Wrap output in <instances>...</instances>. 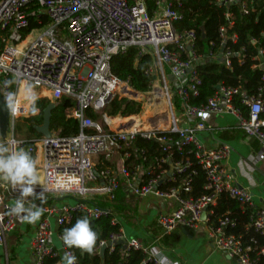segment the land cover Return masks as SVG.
<instances>
[{
	"label": "built area",
	"instance_id": "obj_1",
	"mask_svg": "<svg viewBox=\"0 0 264 264\" xmlns=\"http://www.w3.org/2000/svg\"><path fill=\"white\" fill-rule=\"evenodd\" d=\"M213 3L227 9L226 23L219 28L223 48L238 41V34L233 32L235 14L229 9L239 8L244 15L256 12L258 3L264 9V0ZM182 7V0H0V85L4 100L8 93L14 97L9 106L13 127L16 119L30 113V108L19 104L23 84L38 88V97H47L55 104L71 99L65 116L77 120L80 126L78 135L53 134L51 138L34 139L33 145L27 147V140L15 138L14 128L13 136L6 140H15L16 147L34 154L37 162L40 160L43 185L36 187L39 193L49 198L62 195L76 199L74 205L50 202L40 206L44 213L31 242L35 264L58 256L53 219L59 227H65L77 210H84L92 221L111 216L113 225L120 224L114 209L77 197L95 194L112 202L121 189L135 198L173 200L175 207L170 213L159 214L161 234L149 245L127 238L120 229L102 241L100 248L122 244L127 249L141 250L148 262L160 264L164 260V264H175L166 254L162 239L179 229L199 232L208 225L214 249L238 264H257V258L252 256L256 248L230 232L237 226L236 219L229 213L214 221L212 218L221 195L226 193L248 214L246 230H254L264 238V208L257 206L249 189L234 183L225 167L232 147L217 141L214 148H208L200 132L213 130L209 125L212 116L230 115L247 137L264 145V100L262 94L248 96L241 87L219 86L206 104L195 103L202 86L196 66L206 58L219 57L231 67L232 57H239L240 52L226 49L219 56L200 55L196 31L178 30L177 24L185 18ZM33 24L37 27L32 28ZM37 31L40 35L34 37ZM252 44L256 45L257 40L253 39ZM132 47L139 48L141 54L149 53L153 59L147 73L154 76V83L147 92L134 90L128 81L112 72L113 57ZM260 55L263 57L262 50L256 59H262ZM263 65L264 59L255 67ZM238 98L247 114L236 104ZM116 99L150 103L155 106L154 111L126 117L104 113ZM87 111L98 118L88 116ZM176 111L185 117L187 127L179 126L181 119ZM143 140L155 142L157 153L143 148ZM255 159L264 161V151ZM98 166L102 167L101 172L97 171ZM200 171L206 177L205 193L194 197V183ZM88 176L98 183L96 188L87 187ZM7 190L9 187L0 184V248L17 227V219L8 214L13 205L3 193ZM63 249L68 251L65 246Z\"/></svg>",
	"mask_w": 264,
	"mask_h": 264
},
{
	"label": "trees",
	"instance_id": "obj_2",
	"mask_svg": "<svg viewBox=\"0 0 264 264\" xmlns=\"http://www.w3.org/2000/svg\"><path fill=\"white\" fill-rule=\"evenodd\" d=\"M183 7L180 10L184 14V20L177 24L178 30H195L198 36L196 49L204 58L209 54L214 53L219 56L222 50L232 49L234 52H240V56L232 57V65L228 67L219 57L213 60L205 59L196 69L202 79L200 88V98L195 101L197 104H206L213 97L219 86L226 87H241L248 96H259L262 94L264 100V65L255 67L261 64L264 59V9L262 4H257V11L251 12L250 15H244L239 8H232L229 11L235 14V25L233 32L238 34L237 43L229 42L226 47H222L219 38V28L226 23L225 13L227 9L218 7L213 3V0H182ZM153 4L149 3V9L152 10ZM37 27L33 24L32 28ZM28 33V32H26ZM257 40V44L253 45L252 40ZM259 50L263 51L262 59L259 58ZM153 64V59L149 53L141 54L140 49L136 47L130 48L127 52L116 55L111 61L112 72L121 80L128 81L130 86L139 92L149 91L154 83V76L147 73V70ZM22 86L25 87L23 84ZM26 88V87H25ZM31 89V88H29ZM32 93L27 89L22 93V100L29 102ZM47 95V94H45ZM238 106H241L244 112L247 108L241 105V98L235 100ZM71 99H62L55 104L52 110L50 130L53 134L63 137H71L78 135L80 132L79 122L74 119H67L65 110L71 105ZM50 104L49 99L41 98L32 104L31 117L26 119L25 127L22 129L24 140H27V146L33 145L34 139H40L42 135L38 133L36 127L43 124L44 111ZM27 110L29 105L24 106ZM143 111L141 103L128 101L127 99H116L103 111L111 116H132L139 115ZM247 114V113H246ZM87 115L94 119L98 115L87 111ZM163 125V122H160ZM17 133V126L15 127ZM229 133V132H226ZM23 140V139H21ZM141 146L151 153H157L158 145L155 142L143 140ZM34 158L35 155L31 154ZM97 171L101 172L102 167L98 166ZM206 177L204 172L200 171L199 177L195 180L194 191L192 196L197 197L205 193L204 185ZM123 201V192H117L116 199L112 202L103 200L94 202L103 208H120V202ZM229 213L231 217L236 219L237 226L230 230L231 233L242 236L245 244L256 246V242L260 246H264V238L255 233L254 230L247 231L246 225L249 222L248 214L244 213L239 204L231 199L226 193H223L215 207L216 218ZM87 216L86 211L77 210L72 221L65 227H59V233H62L65 228L71 227L75 221ZM89 218V217H88ZM90 219V218H89ZM91 221L94 231L98 233L97 245L92 255L82 254L77 249H67L73 252L76 256V264H155L154 262L146 261V255L141 250L127 249L122 244H116L106 248L103 255L100 254V243L107 241L112 233H117L121 229V225H113L112 217H102L95 221ZM257 258V264H262L264 254L259 257L256 252L252 254ZM60 256L47 257L44 264H58Z\"/></svg>",
	"mask_w": 264,
	"mask_h": 264
},
{
	"label": "crops",
	"instance_id": "obj_3",
	"mask_svg": "<svg viewBox=\"0 0 264 264\" xmlns=\"http://www.w3.org/2000/svg\"><path fill=\"white\" fill-rule=\"evenodd\" d=\"M21 89L24 90L19 91L18 99L26 90L24 86H21ZM0 91H2L1 85ZM11 122L10 119L9 126ZM209 125L213 130L200 132V138L208 148H214L217 141L226 142L232 147V152L224 163L225 167L231 173L234 183L238 187L249 189L257 206L264 208V161H256L257 159H255L264 151V145L247 137L243 130L238 128L237 120L233 116H212L209 119ZM13 135L7 136L6 140H9ZM6 140L0 139V142ZM37 163L39 184L36 187H40L43 185V174L39 168L40 160ZM0 184L9 187V190L3 193L7 202L14 205L19 195L18 191L9 184L2 182ZM121 191L123 192V201L119 204L121 207L109 208L114 209L116 217L120 221L121 229L127 238H135L149 245L161 234L157 221L159 214L170 213L175 207V202L173 200L163 202L151 196L135 198L128 196L123 189ZM92 201L101 202L102 199L90 200V202ZM50 202L58 206L74 205L76 199L62 195L49 198L36 190L34 196L29 198V203L26 206L35 204L40 207ZM38 224L39 221L35 224H28L21 223L17 219L16 229L7 235L5 244L0 248V264H35L31 242L35 237ZM52 224L54 247L61 258L65 251L64 245L59 239V226L54 219ZM162 245L168 257L175 264H238L236 260L213 248L208 236V225L201 227L199 232L179 229L172 236L162 239ZM263 247L256 242V254L259 252L260 255H263L264 253L261 252ZM99 250L101 254L102 248Z\"/></svg>",
	"mask_w": 264,
	"mask_h": 264
},
{
	"label": "clouds",
	"instance_id": "obj_4",
	"mask_svg": "<svg viewBox=\"0 0 264 264\" xmlns=\"http://www.w3.org/2000/svg\"><path fill=\"white\" fill-rule=\"evenodd\" d=\"M13 99V94L8 93L6 103L12 106ZM15 145V140L0 142V182L11 185L19 193L8 214L21 223L35 224L42 217L44 209L35 204L26 205L39 184L38 163L28 151ZM60 238L67 249H77L82 254L92 255L98 233L94 231L90 219L84 216L78 218L71 227L65 228ZM76 259L73 252L66 251L59 264H76ZM160 264H164V260Z\"/></svg>",
	"mask_w": 264,
	"mask_h": 264
},
{
	"label": "rangeland",
	"instance_id": "obj_5",
	"mask_svg": "<svg viewBox=\"0 0 264 264\" xmlns=\"http://www.w3.org/2000/svg\"><path fill=\"white\" fill-rule=\"evenodd\" d=\"M40 35V32L39 31H37L35 34H34V37H38ZM168 78H169V76H168ZM26 87V89L28 90V91H30L31 93H32V95H31V98H30V100H29V102H24L23 100H22V95H20L19 96V104L20 105H22V106H25V105H29V108H30V113L28 114V116H24V117H20V118H18V119H16V121H15V123H14V127H13V124H12V122H11V124H10V126L8 127V130H7V136H9L10 134L12 135V131H13V128H14V136H15V138L16 139H18V140H21V139H23L24 140V135H23V131H22V129L25 127V125H24V123H26V119L27 118H30L31 117V113H32V104L36 101V100H38V99H41V98H47V97H43V96H41V97H38V92H39V89L38 88H36V87H34V86H32V85H27V86H25ZM29 88H31V89H29ZM2 91H0V93H1ZM2 94V99H3V101L5 102V100H4V96H3V93H1ZM45 94H47V93H45ZM35 97V99L33 100L32 99V97ZM132 97V96H131ZM48 99V98H47ZM128 100V99H127ZM142 106H143V111H142V113L144 114H146V112H148V113H152L153 111H154V105H152V104H148V105H144L143 103H142ZM176 116L178 117V118H180L181 119V123L179 124V126L180 127H187V125L184 123V120H185V117L182 115V113L180 112V111H176ZM17 126V133L15 132V127ZM86 185H87V187L88 188H96L97 186H98V183L96 182V181H94L90 176H88L87 177V179H86ZM52 196H55V197H58V195H52ZM77 198H79V199H82V200H88V201H90V200H94V199H104L105 197H103V196H97V195H95V194H89V195H87L86 197H77ZM203 226H205V225H203ZM202 226V227H203Z\"/></svg>",
	"mask_w": 264,
	"mask_h": 264
},
{
	"label": "water",
	"instance_id": "obj_6",
	"mask_svg": "<svg viewBox=\"0 0 264 264\" xmlns=\"http://www.w3.org/2000/svg\"><path fill=\"white\" fill-rule=\"evenodd\" d=\"M54 107H55V103L50 102V104L44 111L43 124L41 126L36 127V130L38 131V133L42 135V137L51 138V136L53 135L52 131L50 130V124H51L52 110L54 109ZM9 123H10L9 107L5 105L2 99V94L0 93V139L6 140ZM106 248H107L106 246L102 248L101 250L102 255L104 254Z\"/></svg>",
	"mask_w": 264,
	"mask_h": 264
},
{
	"label": "bare ground",
	"instance_id": "obj_7",
	"mask_svg": "<svg viewBox=\"0 0 264 264\" xmlns=\"http://www.w3.org/2000/svg\"><path fill=\"white\" fill-rule=\"evenodd\" d=\"M22 86V85H21ZM23 88V87H22ZM25 88V87H24ZM21 90H24V89H21V87H20V89H19V91H21ZM133 98H134V96H132ZM5 103V105H7L8 106V104L6 103V101L4 102ZM131 119H133V118H131ZM136 120H138L137 118H136ZM118 122V121H117ZM121 121H119V123H120ZM163 124H165V123H163ZM103 128H105V126L103 125L102 126ZM17 148H19V147H17Z\"/></svg>",
	"mask_w": 264,
	"mask_h": 264
}]
</instances>
